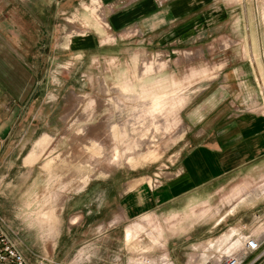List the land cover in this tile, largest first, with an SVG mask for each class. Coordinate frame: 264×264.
I'll return each mask as SVG.
<instances>
[{"label": "rangeland", "instance_id": "rangeland-1", "mask_svg": "<svg viewBox=\"0 0 264 264\" xmlns=\"http://www.w3.org/2000/svg\"><path fill=\"white\" fill-rule=\"evenodd\" d=\"M50 7L43 30L51 43L34 63V103L21 109L7 141L14 155L0 154V215L10 238L32 262L174 264L177 256L184 264H222L254 236L264 261V218L250 216L254 202L264 213V157L225 177L211 207L182 216L172 215V204L130 220L113 219L121 213L115 204L110 219L75 220L72 213L93 206L81 204L86 192L103 207L110 202L98 188L137 176L153 188L171 180L203 142V127L264 129V0H212L166 26L155 19L147 30L115 27L113 12L95 0H67L66 14L57 3ZM63 34L73 41L56 44ZM40 137L37 147L49 144L26 165L23 154ZM235 202L246 213L241 237L216 242L225 230L217 220Z\"/></svg>", "mask_w": 264, "mask_h": 264}, {"label": "crops", "instance_id": "crops-1", "mask_svg": "<svg viewBox=\"0 0 264 264\" xmlns=\"http://www.w3.org/2000/svg\"><path fill=\"white\" fill-rule=\"evenodd\" d=\"M66 1L43 0V3L37 6L32 0H0V154L2 155H14L15 149L7 147V141L12 139L10 137L14 133V126L19 122L21 109L27 103H34V96L38 90L39 67L37 68L34 63L39 58L41 49L51 43L50 36L45 35L43 30L45 13L51 11V3H57L59 11L66 14ZM96 1L105 4L106 10L113 12L112 23L115 27H137L147 30L155 28L149 26L155 23V19H161L164 22L162 26H166L168 22L193 14L210 4L212 0H173L161 5L156 0ZM46 2L51 3L46 4ZM36 12L42 15L43 21L37 18ZM40 27H42L41 34ZM46 28L50 29L49 25L48 27L46 25ZM46 32H49L48 29ZM65 36L64 34L59 36L56 44L64 45L68 40L70 43L73 41L72 36L71 39ZM45 51L51 53L49 48ZM42 102L47 103V101ZM195 117L196 114H192V118ZM201 134L203 142L186 153L177 165V175H172L171 180L165 182L156 180L160 185L153 188L151 185L148 187L144 176H137L138 178L123 180L122 185L113 186L112 190L106 189V192L98 188L97 194L103 192L102 194H106V199L110 202L103 207L93 201L95 196L86 192L82 196L81 204L86 206L85 203L90 199L93 206L88 208L89 210H86L87 207L74 210L72 213L76 215L75 220L82 218V220L95 221L106 213L108 219L114 213L110 211L113 204L121 211L119 216H114L115 220H130L150 210L157 211L159 208L162 211L165 204H172V215L180 216L198 205L211 207L219 190L224 187L222 181L225 177L241 169L251 160L264 157V129L255 132L241 130L222 132L215 129L209 131L203 127ZM42 137L35 140L32 147L28 148L29 151L23 154L26 165L38 160L48 146L50 139L43 146L37 147L36 143ZM30 155H37L38 158L26 163L25 160ZM251 206L250 216L253 221L258 222L263 219L264 213L259 211L257 202L252 203ZM245 216L246 213L243 212L240 202L232 204V207L217 220L216 226L224 225L225 230L219 237L214 238L215 241L231 233L236 241L239 240L241 236L239 238L237 236L243 231L239 225ZM229 221L233 222L229 223ZM75 226L76 230H79L81 225L78 222ZM212 229L208 232H212ZM59 238L57 245L62 242V237ZM227 238L231 240L230 235ZM53 257L57 258V261L67 260L56 255ZM254 258L255 255L250 256L246 263L252 262ZM173 259L174 264H184L177 256ZM204 264H210V261ZM254 264H264V261L258 259Z\"/></svg>", "mask_w": 264, "mask_h": 264}, {"label": "built area", "instance_id": "built-area-1", "mask_svg": "<svg viewBox=\"0 0 264 264\" xmlns=\"http://www.w3.org/2000/svg\"><path fill=\"white\" fill-rule=\"evenodd\" d=\"M5 221L0 215V264H64L57 263L48 256H41L34 262L30 261L20 247L10 238L5 230ZM262 243L254 236H245V242L238 251L231 252L222 264H254L260 257ZM255 255L252 262L246 263L250 256Z\"/></svg>", "mask_w": 264, "mask_h": 264}]
</instances>
